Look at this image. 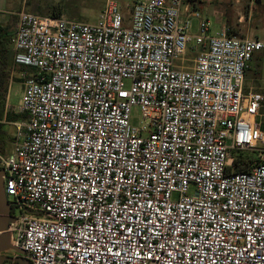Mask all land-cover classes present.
I'll use <instances>...</instances> for the list:
<instances>
[{
    "label": "built area",
    "instance_id": "obj_1",
    "mask_svg": "<svg viewBox=\"0 0 264 264\" xmlns=\"http://www.w3.org/2000/svg\"><path fill=\"white\" fill-rule=\"evenodd\" d=\"M15 16L32 74L0 153L13 264H264V160L232 158L264 144V93L244 87L264 38L213 33L185 0Z\"/></svg>",
    "mask_w": 264,
    "mask_h": 264
},
{
    "label": "rangeland",
    "instance_id": "obj_2",
    "mask_svg": "<svg viewBox=\"0 0 264 264\" xmlns=\"http://www.w3.org/2000/svg\"><path fill=\"white\" fill-rule=\"evenodd\" d=\"M106 0H0V13L2 14L1 24L9 26L11 31L16 29V14L22 10L38 14L41 16H50L51 8L58 5L67 6V13L62 17L88 23H96L103 10ZM119 5L122 13L130 18L134 5L137 2L145 0H114ZM191 0H185V4ZM196 8L201 12L205 19L211 22V31L213 33L221 30H229L232 36L244 38H264V0H194ZM31 4V5H29ZM61 18V17H60ZM194 33L197 32V21H194ZM187 57L192 58L193 54ZM245 90H253L264 93V54L255 55L246 74L244 84ZM24 83L13 80L10 86L6 109L18 113L22 103ZM264 131V107L257 118ZM131 124L136 128L144 127L141 109L134 106L131 110ZM5 129L14 137L16 126L7 124ZM8 152L13 149V143H8ZM257 150H248L244 152H233L232 158L236 160L241 157V163L249 162L248 168L253 169L257 160H264V144L259 143ZM262 153V155H260ZM254 160V161H247ZM260 162V161H259ZM0 244H13L8 231L0 235ZM18 252L8 250L0 253L1 258L18 257ZM4 264H13L12 261H6Z\"/></svg>",
    "mask_w": 264,
    "mask_h": 264
},
{
    "label": "trees",
    "instance_id": "obj_3",
    "mask_svg": "<svg viewBox=\"0 0 264 264\" xmlns=\"http://www.w3.org/2000/svg\"><path fill=\"white\" fill-rule=\"evenodd\" d=\"M191 2L195 9H197L195 1L191 0ZM257 2H260V0H257ZM66 13L67 6L58 5L51 8L50 16L53 18H60ZM14 33L15 31L12 32L9 26H5L0 23V153L6 156L11 153L8 152L7 149L8 143L14 142V137H12V135L5 129L6 125L28 120V115L26 113H17L6 109V101L10 86L13 80L23 82V74L26 76H30L32 74V70L30 68L19 66L15 63V52L12 45ZM228 34L232 36L230 31ZM240 158L241 157L233 161L235 170L237 172L251 171V168H248L249 162L241 163ZM257 161L259 162L260 160Z\"/></svg>",
    "mask_w": 264,
    "mask_h": 264
},
{
    "label": "water",
    "instance_id": "obj_4",
    "mask_svg": "<svg viewBox=\"0 0 264 264\" xmlns=\"http://www.w3.org/2000/svg\"><path fill=\"white\" fill-rule=\"evenodd\" d=\"M8 208L6 207V198H5V189L1 178L0 173V235L7 230L8 224ZM12 250L19 252V249L12 244H0V253L4 251ZM6 261H12V258H1L0 264L5 263Z\"/></svg>",
    "mask_w": 264,
    "mask_h": 264
},
{
    "label": "bare ground",
    "instance_id": "obj_5",
    "mask_svg": "<svg viewBox=\"0 0 264 264\" xmlns=\"http://www.w3.org/2000/svg\"><path fill=\"white\" fill-rule=\"evenodd\" d=\"M3 233H5V232H3ZM3 233H2V235H3Z\"/></svg>",
    "mask_w": 264,
    "mask_h": 264
}]
</instances>
